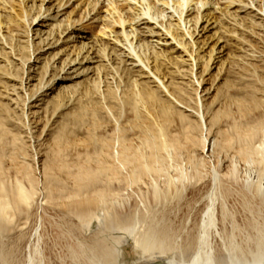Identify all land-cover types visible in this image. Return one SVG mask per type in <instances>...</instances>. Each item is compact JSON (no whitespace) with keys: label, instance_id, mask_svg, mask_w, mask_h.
<instances>
[{"label":"rangeland","instance_id":"374dc122","mask_svg":"<svg viewBox=\"0 0 264 264\" xmlns=\"http://www.w3.org/2000/svg\"><path fill=\"white\" fill-rule=\"evenodd\" d=\"M247 1L253 2L254 7L247 5L248 9L235 13L233 8L229 11L224 9L226 0H214L219 4L213 13L223 19L219 31L226 49L224 64L218 65L220 71L217 67L205 74L201 79L203 82L192 75L188 66L183 67L186 70L184 78L169 73L166 86L170 87V93L158 79L156 84L141 80L139 96H136L137 88L133 83L136 74L117 59L111 64H102L103 70V65L107 66L99 75L91 73L86 77H76L71 71V80L59 81L62 76L59 65L51 67L52 64H47L55 50L37 61L35 57L42 45L34 36L39 29L42 34L52 32L55 36L57 28L41 22L34 27V32L28 33L17 25L23 20L2 27L0 181L6 182L10 188L15 189L21 184L27 190L33 187L36 191L38 205L29 213L24 211L22 220L56 223L54 229H47L46 235V253L52 263H58V256L65 255L70 244L81 236L71 225H76L75 221L83 218H79V212L73 208L74 200L70 198L76 194L80 183L78 174L84 170L96 172L112 167L116 172L111 181L103 173L99 178L101 185L97 182L91 188L87 187L90 191L82 192V197H85L107 190L109 196L103 205L113 215L124 212L132 214L136 220L178 221L203 220L204 201L212 192L215 175L224 176L225 181L234 187H242L248 173L258 170L256 164L241 155L246 143L240 135L257 126V122L264 121V0ZM7 2L9 7L19 8L17 1ZM200 6L197 0L192 2L191 8H195L192 17L196 16V8ZM128 13L132 14L133 10ZM2 14L5 15L4 12ZM83 24L78 27L82 28L85 42L100 46L101 42L110 39L102 32L111 33V28L105 29L100 22L89 19ZM110 26H113V32L119 31L118 24ZM213 35L214 31L206 36ZM114 36L115 33L111 38ZM200 39L199 43L203 42L204 38ZM60 56L62 60L66 58L65 54ZM29 59L30 64L24 66ZM47 67H50L48 73ZM168 72H174V68ZM51 81L55 83L53 89L41 90ZM200 81L201 88L198 85ZM200 100L205 127L195 114ZM160 128L172 146L169 144L160 149L156 157L148 161L152 153L147 140H160ZM210 140L216 141L208 151ZM262 140L264 142V138ZM226 141L231 142L229 148L222 146ZM121 145L133 146L135 151H132L138 152L141 162L155 169L146 171L136 182H128L126 179L136 171V166L123 160L121 148L124 146ZM169 177L181 178L182 182L177 181L176 188H171ZM157 190L160 194L155 198ZM229 203L238 214L237 220H243V201L234 197ZM107 210L102 208L98 213L106 214ZM17 218L19 216H15V220Z\"/></svg>","mask_w":264,"mask_h":264},{"label":"bare ground","instance_id":"6f19581e","mask_svg":"<svg viewBox=\"0 0 264 264\" xmlns=\"http://www.w3.org/2000/svg\"><path fill=\"white\" fill-rule=\"evenodd\" d=\"M14 1L19 2V8L9 7L7 0H0V33L4 25L12 26L21 20L23 21L17 24L18 27L25 28L28 33L34 32V27L41 22L50 23L52 28H57L55 36L52 32L42 34L41 29L36 30L34 36L42 45L35 57L37 61H41L42 55L55 50L47 64H52L51 67L59 65L62 74L59 81L71 80V71L76 77H86L91 73L99 75L107 66L103 65V70L102 64H111L117 59L136 74L133 80L137 88L136 96H139L141 80L149 84H156L160 80L170 93V87L166 86L169 73L184 78L186 70L183 67L188 66L191 67L192 75L201 80L219 64H224L222 61L226 56V49L219 31L223 19L213 13L217 10L215 6L219 4L214 0H197L201 6L196 8L198 10L193 17L192 11L194 14L195 8L191 7L195 0ZM226 1L224 9L229 11L233 8L235 13L248 9L247 5L253 6V2L250 1L252 4H249L247 0ZM48 4H53L54 7H46ZM126 8L133 10V13L129 14L130 11ZM258 15L259 13L256 14ZM88 19L100 22L105 29L111 28V33L102 32L110 39L101 42L100 46L85 42L86 37L78 26H83ZM128 23L130 24L127 25ZM112 24H118L119 31L113 32V26H110ZM212 31L213 37L206 36ZM113 33L114 39L111 38ZM200 38H204L201 43ZM67 51L70 53L67 54ZM64 54L66 58L62 60L60 55ZM30 62V59L27 60L24 66ZM172 67L174 72H168ZM218 68L220 71V66ZM48 69L50 67L46 68L47 73ZM97 77L101 80L100 76ZM54 81L44 85L41 90L53 89ZM201 81L198 82L200 88ZM202 105L200 100L195 114L205 127ZM160 131V140H147L148 149L152 153L148 156V161L153 160L160 149L170 144L163 128ZM240 136L246 143V149H242L241 155L256 164L258 170L248 173L246 184L242 187H234L232 183L225 181L224 176L215 175L211 194H208L207 201L202 199L205 204L200 202L204 204L203 220H136L135 216L123 214L124 212L113 215L103 205L109 196L107 190H96V193L85 197H82V192L99 183L103 173L111 181L116 177L114 169L106 167L96 172L84 170L79 173L78 190L70 199L74 200L73 208L79 212V218L83 219L76 220V225L71 226H75L78 231L76 233L83 238L80 240L79 236L75 243L73 240L66 254L58 256L56 264H264V121L257 122V126L243 134L241 132ZM215 141H208V151L214 147ZM230 143L226 141L222 146L226 148ZM121 149L122 159L136 166V171L129 177L126 176L128 182H136L146 171L155 169L141 162V156L136 154L138 152H133V146L126 145ZM180 180L169 177V187L176 188V182ZM5 183L0 181V264H54L46 253V235L47 229H54L56 223L50 220H22L24 211L29 213L38 205L36 191L33 187L27 190L21 184L15 189L10 188ZM184 185L182 186L185 187ZM159 194L157 190L155 198ZM234 197L244 203V212L241 213L243 220H237L238 214L231 209L229 201ZM102 208L107 210L106 214L98 213ZM15 216H19L18 220H15ZM67 221L64 222L68 223Z\"/></svg>","mask_w":264,"mask_h":264}]
</instances>
